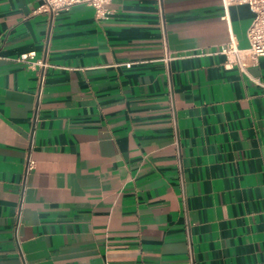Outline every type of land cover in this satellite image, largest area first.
Segmentation results:
<instances>
[{
    "label": "crops",
    "instance_id": "obj_1",
    "mask_svg": "<svg viewBox=\"0 0 264 264\" xmlns=\"http://www.w3.org/2000/svg\"><path fill=\"white\" fill-rule=\"evenodd\" d=\"M40 4L0 0V264H264V57L212 54L250 8Z\"/></svg>",
    "mask_w": 264,
    "mask_h": 264
},
{
    "label": "built area",
    "instance_id": "obj_2",
    "mask_svg": "<svg viewBox=\"0 0 264 264\" xmlns=\"http://www.w3.org/2000/svg\"><path fill=\"white\" fill-rule=\"evenodd\" d=\"M39 12L58 13L61 10L69 9L78 4H85L94 9V17L97 21L107 20L110 17L111 10L108 8L112 0H40ZM225 15L223 18L228 20L229 8L235 5H247L253 13L252 22L247 30V39L249 46L241 48L237 39L231 35L229 42L221 45L215 51L214 55H222L225 60L223 66L226 69H237L241 75H247L249 68L259 63L264 57V0H221ZM163 56L161 61L169 65L177 58L169 49L166 40V33L162 31ZM16 61L26 64L31 68L43 66V62L35 58V53H24ZM130 68L132 63H125ZM34 162H29L32 167Z\"/></svg>",
    "mask_w": 264,
    "mask_h": 264
}]
</instances>
